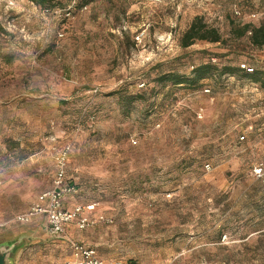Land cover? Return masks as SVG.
Segmentation results:
<instances>
[{
	"label": "rangeland",
	"instance_id": "374dc122",
	"mask_svg": "<svg viewBox=\"0 0 264 264\" xmlns=\"http://www.w3.org/2000/svg\"><path fill=\"white\" fill-rule=\"evenodd\" d=\"M65 3L0 0V234L26 223L15 217L51 188L68 145L70 201L112 219L81 231L109 264H264L260 82L157 80L213 58L264 69V52L232 31L263 22L264 0H92L69 16ZM195 16L222 40L182 47ZM67 250L32 244L17 264H54Z\"/></svg>",
	"mask_w": 264,
	"mask_h": 264
},
{
	"label": "built area",
	"instance_id": "2783aa9c",
	"mask_svg": "<svg viewBox=\"0 0 264 264\" xmlns=\"http://www.w3.org/2000/svg\"><path fill=\"white\" fill-rule=\"evenodd\" d=\"M82 1L84 0H70L59 11L64 16H69L74 11V8ZM234 12L238 16L242 14L238 8H235ZM262 51L264 52V45ZM212 60L213 62L216 61L215 58ZM240 67L246 69L248 72H253L254 70V67L248 65L246 62H241ZM140 86H143V84H140ZM204 91L209 92L210 89L206 88ZM262 92L264 93V87L262 88ZM198 116H201V114L199 113ZM240 138L244 139V135H240ZM69 150L70 147L67 145L55 157L56 171L51 188L40 193L27 212L17 215L15 217L16 222H28L37 215H45L48 231L53 235L63 238L68 223H75L79 229H85L87 227H93L99 222L112 221L110 217L102 213L93 214L96 206L94 203H78L71 208L65 206V195L75 192V187L70 185L66 179ZM205 168L210 169V164H205ZM263 174L264 160L253 168V175L255 177H261ZM6 224V221L0 220V230L5 228ZM70 248L74 260H62L54 264H109L98 255L97 249L93 246L85 245L77 240H71Z\"/></svg>",
	"mask_w": 264,
	"mask_h": 264
},
{
	"label": "trees",
	"instance_id": "16d2710c",
	"mask_svg": "<svg viewBox=\"0 0 264 264\" xmlns=\"http://www.w3.org/2000/svg\"><path fill=\"white\" fill-rule=\"evenodd\" d=\"M41 7L53 6L56 0H28ZM70 0H67L68 4ZM92 0H84L78 4V6L86 5ZM66 6V5H65ZM241 10L240 7L237 6ZM235 9V8H234ZM236 15V14H235ZM232 31L237 37L247 36L251 47L255 49H261L264 45V21L259 25H255L251 22L246 23H232ZM197 40H205L209 42H219L222 40L221 34L216 27L208 25L202 16H195L191 21L187 30L180 37V45L182 47H188ZM248 65L253 66V72H248L246 69L240 67V63L232 64H219L209 59L207 62L200 63L193 66L189 74H180L176 71H169L157 77V80L166 84L171 82L174 85L184 84L187 86L198 87L201 85V81L208 76H214L220 78L223 75H242L243 77L259 83L261 87H264V69H260L253 64V61H242ZM238 77V78H239ZM67 182L70 185L74 184L67 178Z\"/></svg>",
	"mask_w": 264,
	"mask_h": 264
},
{
	"label": "water",
	"instance_id": "95a60500",
	"mask_svg": "<svg viewBox=\"0 0 264 264\" xmlns=\"http://www.w3.org/2000/svg\"><path fill=\"white\" fill-rule=\"evenodd\" d=\"M0 234V264H17L20 251L26 246L49 241H61L62 237L51 234L45 222L21 223Z\"/></svg>",
	"mask_w": 264,
	"mask_h": 264
},
{
	"label": "crops",
	"instance_id": "0c3cea01",
	"mask_svg": "<svg viewBox=\"0 0 264 264\" xmlns=\"http://www.w3.org/2000/svg\"><path fill=\"white\" fill-rule=\"evenodd\" d=\"M248 81H249V83L256 89V91L258 90V85L256 84V82H254V81H252V80H249L248 79ZM255 92V91H254ZM258 95H261V96H264V93L262 92V87H261V90H258L257 92H256ZM262 98V97H261ZM253 129V127L251 126V125H249L248 126V128H247V126H246V128L245 129H243V133H246L247 131H251ZM241 135H244V138L246 137V134H241ZM48 190V189H47ZM44 191H46V190H44ZM44 191H42V192H44ZM42 192H40V193H42ZM39 193V194H40ZM73 195H74V192L73 193H68V194H66L65 195V197H64V204H65V206L66 207H68V208H71V207H73L75 204H78L79 202H75V201H70V198H72L73 197ZM81 203H84V202H81ZM85 203H87V202H85ZM100 211H98L97 210V207L95 206V210L93 211V214H96V213H99ZM34 220H35V222L36 221H44L45 222V224H46V217H45V215H37V216H35L34 218H33ZM32 219V220H33ZM31 220V221H32ZM94 227V226H93ZM93 227H87V228H85V229H79L76 225H75V223H68L67 225H66V232H65V234L63 235V240H61V242L62 243H65L66 244V246H67V248H68V252H66V254H65V256H63V258L60 260V261H62V260H74V256H73V254H72V251H71V248H70V241L71 240H77V241H80V242H82V243H84L85 245H88V246H93V247H95L96 249H97V247L93 244L94 243V241H92L91 240V238H89V237H87V235L86 234H84L83 232H81V231H84V230H86V232H88V231H90L91 229L90 228H93ZM95 239H98V237L97 238H95ZM97 252H98V255L100 254L99 253V251H98V249H97ZM101 255V254H100ZM99 255V256H100ZM101 257V256H100ZM106 262H108L106 259H104Z\"/></svg>",
	"mask_w": 264,
	"mask_h": 264
}]
</instances>
